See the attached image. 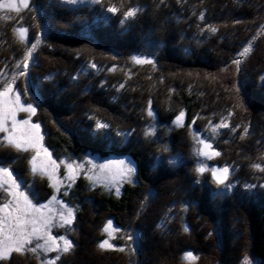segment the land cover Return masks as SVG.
Masks as SVG:
<instances>
[{
	"label": "trees",
	"instance_id": "trees-1",
	"mask_svg": "<svg viewBox=\"0 0 264 264\" xmlns=\"http://www.w3.org/2000/svg\"><path fill=\"white\" fill-rule=\"evenodd\" d=\"M30 1L19 13L0 11V69L13 73L40 40L16 85L21 93L26 85L37 101L45 142L57 154H126L135 167V181L124 182L118 194L75 179L65 195L75 205L74 247L61 262L238 264L246 257L264 264V187L244 185L217 198L208 174L195 171L188 132L189 125L203 129L225 117L216 161L236 167L230 176L238 182L262 175L251 163L264 165V0H99L92 8ZM113 6L115 14L105 12ZM131 8L137 14L121 24ZM19 25L28 29V41L14 31ZM135 51L153 62L133 63ZM88 62L115 69L79 73ZM111 74L109 85L96 81ZM148 107L158 124L153 128ZM179 109L184 125L167 129ZM151 144L165 145L167 153ZM5 149L0 158L17 169ZM176 200L186 205L178 213L167 209ZM167 210L171 226H154ZM107 216L119 227L117 247L101 250L96 243ZM184 249L196 260L184 261ZM2 263L31 261L13 253Z\"/></svg>",
	"mask_w": 264,
	"mask_h": 264
},
{
	"label": "rangeland",
	"instance_id": "rangeland-1",
	"mask_svg": "<svg viewBox=\"0 0 264 264\" xmlns=\"http://www.w3.org/2000/svg\"><path fill=\"white\" fill-rule=\"evenodd\" d=\"M57 1L60 4L65 5L66 7L77 6V7L92 8V7H96V4H98V3L91 2V0H78V2L75 4L68 3L67 0H57ZM29 3H31L30 0H29ZM17 4L19 6V0H17ZM22 9H26V8H21V10ZM0 11L2 12L7 11V9H0ZM105 12L108 13L109 12L108 9H106ZM19 28L27 29L24 25H19L15 29H19ZM16 34L20 37V35L17 32ZM20 39L24 40L21 37ZM28 40H29V33L27 29L26 41ZM39 43H40V40H39ZM26 56L23 59V61L19 64L20 66L19 67L16 66L15 71H13V73H8L7 70L3 68L0 69V91L4 90V87L7 82V84L10 85L13 90L12 92L8 93L3 99L5 101L14 102L16 99V96L19 95L21 103L25 105L31 104L32 107L35 108V113H36L38 103L31 96L28 89H26V85H25V90L22 93L18 89L19 87L18 84L16 85V82L19 79V76L25 74L26 67H24V65L25 64L28 65L31 62V56L27 59H26ZM133 57H137V58L151 61V62H153V59H154L153 56L147 53L135 51L130 55L131 61L135 64H140V63H136L133 60ZM92 65H95V64H92L89 62L86 64H82L80 67L79 73L84 74V75L91 74L94 76L95 75L100 76L102 72L107 73V72H110L112 69H115L111 65H104V66L100 65L99 67L96 65L95 67H93ZM100 68L103 71L98 72ZM109 77L113 78L112 74L103 76L99 78L100 80L98 79L96 81L99 82L98 83L99 85L106 86L110 84V81H108ZM261 80H263V83H264V73H261L259 81ZM121 85L118 84L116 90L121 89ZM108 88H111V87H108ZM150 111L152 113L151 115H149ZM181 112H183L184 114L183 119H182V125H184L185 113L183 109H179L169 120V125L166 124L167 126L165 127L167 129L182 126L176 123V118L177 116L180 115ZM147 115L150 116L152 120V125H153L152 128L157 126L158 124L155 121L154 112L150 107H148L147 109ZM29 117H30V120H29ZM15 119L17 121L29 120V126L33 124L39 125V134L40 136H42V140L39 141L40 155L37 156V160H36L37 171L34 174L32 172V165L29 163V161L32 156L37 155L36 150H33L30 148L29 151L27 152L17 151L15 148L8 146L7 142L3 140V137L6 135V133H0V148L1 147L6 148L4 151L8 152L9 154L8 156L12 157L10 159L14 160V163L15 164L17 163L18 167L17 169L12 170L9 166L10 164L6 160L4 161L5 158L3 159L0 158V166L7 167L12 172V177L9 180V184H11V180H15L17 185H19L18 188H16L15 186L11 187L10 190L14 193V195H9L5 191V189L9 188V185H4L3 187H0V205H3L4 203L11 201V207L15 208L18 202L20 208L27 211L28 213L27 218L34 219L36 221L35 226L40 229V232L38 233V235L41 236L42 239L36 240L34 238L33 245L31 246H34L37 243L44 245L45 240H48L49 244L51 245L52 240H49V237L55 240L56 244H59L62 246L63 242L59 238L64 237L70 240L69 232L72 229V224L61 226L63 224V221L61 219V213H63L64 216H67L66 210L71 209L73 213V217H72V222H73L74 217H75V205L69 202L68 200H66L65 195L68 194V189L74 184L75 179L77 177H83L86 181H88L92 185H100L102 189L106 191L110 190L111 192L118 194L124 182H134L135 181L134 180V175H135L134 162L126 154H108L105 156H98L96 154H91L87 152L78 153L74 155H65V154H60V153L57 154L45 142V139H44L45 136H44V130H43L42 123L40 119L36 117L35 114H31L25 111H16ZM222 123H226L228 125L225 117H220L217 120H211L206 125L202 124L203 129H195L193 126L189 125L188 132H189V135L191 134V138H192V143L190 145V152L195 159L194 165H195L196 173L201 176L202 174L197 172V168L202 165L206 167L207 170L204 173H207L208 176L213 181V183L217 186V190H216L217 198L220 197V195L230 194L232 190L233 192H236L238 191L237 189L239 187H242L244 185L250 187L251 189L253 187L262 189L264 187V172L259 171L258 169L255 168L257 172L262 174L260 177L257 176V174H255V176L259 178L258 180L250 179L249 182H243V183L238 182V176H236L234 180L230 176L232 171L235 172L236 167L234 166L232 167L229 163L217 162L216 161L217 155H212V153L214 152L219 153V149L215 143L216 139L218 138L219 133L220 132L223 133L225 130L228 129V127H217L221 125ZM11 124H12V120H11V117H9L8 126L11 127ZM98 124H103V123L97 122L96 127H98ZM24 127H28V126H24ZM214 127H216L217 129L215 132H213ZM147 130L153 133L152 129L148 128ZM31 131L33 134H35L36 130L32 129ZM121 135L124 136V138L127 136V134L123 132H121ZM200 140H204L205 143L211 144L212 147L210 149H204V146L200 144ZM155 145L156 144H151V147H154L157 152L161 150L162 151L161 153L163 152L167 153L164 151L168 149L165 145L163 146L164 150L161 147H158ZM44 149L47 150V153H45ZM201 149H203L204 151H207L209 155H212V158L209 159L205 156L198 155L197 154L198 150H201ZM170 158H171V160H169L170 162H177L174 156ZM121 160L125 162V165L132 167L134 169V172L131 174L130 178H125V176L120 175V166L109 163V162H115V161H121ZM251 164L254 165V163H251ZM69 165L71 167H69ZM101 165H104L105 167H101ZM259 165L261 167H264V165H261V164ZM224 167L229 168L230 175H229L228 180L226 181V185H229V187H226V185L217 184L211 174L212 169L214 168L220 169ZM22 175L25 177H22ZM117 189H119V191H117ZM24 197L28 198V201H30V204L25 202ZM53 197L56 198L55 201H53ZM185 206H186L185 203H182L181 201L176 200L175 205L172 208L168 207L167 209L168 210L175 209L177 211V210L183 209ZM168 210L166 211L165 219L160 224L154 225V226L162 227V229H167V226H171L172 219H170L171 214L167 213ZM7 211L9 210L6 209L4 214H6ZM13 215L15 216L16 213L14 212ZM45 220L48 221L47 225L44 224ZM109 221L112 222L115 228L119 229V227L113 222L112 218H110L109 216L104 218L102 229ZM179 225L182 226V224H179ZM31 227L32 226L29 225V231L31 230ZM112 235L114 238L110 240V243L114 247H117V245L115 244V237L118 235V231L114 232ZM108 238H109L108 234L103 233V236L96 243L97 246L102 240L108 239ZM132 247H133L132 250H134L133 244H132ZM189 252L192 253L194 257H196L195 256L196 254L191 249H184L181 253V257L184 261H189L185 259V255ZM15 254H18V253H15ZM26 254L28 255L29 260L31 261L30 264H52L53 261L55 262V264H63L61 260L63 259V256L66 253L58 252L56 250L44 251L43 249H37L35 253L28 252ZM26 254L25 255L18 254V255L25 258ZM57 256H59L60 259L57 260L56 259ZM245 258L246 257H243L238 264H243V261ZM2 261L4 260H0V264H3ZM192 261H189V262H192ZM249 261L251 262V264H254L251 260Z\"/></svg>",
	"mask_w": 264,
	"mask_h": 264
},
{
	"label": "snow or ice",
	"instance_id": "snow-or-ice-1",
	"mask_svg": "<svg viewBox=\"0 0 264 264\" xmlns=\"http://www.w3.org/2000/svg\"><path fill=\"white\" fill-rule=\"evenodd\" d=\"M68 3L75 4L78 2V0H67ZM93 3H98L99 0H91ZM29 7V0H19V6L17 4V0H0V9H7L9 11H15L19 13L21 11V8H27ZM109 12L116 13L118 9L116 7H109ZM138 9L131 8L127 12L124 13V19L121 20V24H123L126 20L129 18L134 17L137 14ZM203 18V16H201ZM211 31L215 32V28H211ZM15 32H17L20 37L24 40L27 39V29L19 28L14 29ZM39 43V40L35 44H32V48L28 51L26 59L31 56L32 51L35 50L37 44ZM251 51V45L249 47H245L243 51L240 53V55H245ZM133 60L136 63H151V61L143 60L137 57H133ZM235 63L239 65L240 61L236 60ZM20 65L18 64L17 67ZM95 67V65H92ZM24 67H27V64L24 65ZM123 87V85H121ZM12 87L7 84L4 87L3 91H0V133H6V135L3 137V140H5L8 144V146L15 148L17 151L21 152H27L29 149L36 150L37 155L32 156L29 163L32 165V172L35 174L37 171V165L36 160L37 156L40 155V145L39 141L42 140V136L39 134V125L33 124L29 126V120H22L17 121L15 119V113L16 111H25L29 112L31 114H35V108L32 107L31 104H23L21 103L20 96L17 95L15 101H5L3 98L10 92H12ZM151 111L149 112V115H151ZM183 112L180 113L179 116L176 118V123L182 125V119H183ZM11 117L12 124L11 127L8 126V119ZM28 126V127H24ZM103 124H98V127H104ZM217 127H228L226 123H222L221 125ZM32 129H35V134L32 133ZM217 129L216 127L213 128V132H215ZM247 131V129L245 130ZM150 135L151 133H146ZM200 144L204 146V149H210L212 147L211 144L205 143L204 140H200ZM45 153H47V150L44 149ZM198 155L205 156L209 159L212 158V155H219L218 152L212 153V155H209L207 151H204L203 149L198 150ZM54 163V162H53ZM110 164H116L120 166V175L125 176V178H130L131 174L134 172V169L132 167H129L125 165V162L123 160L121 161H115V162H109ZM69 167H71L69 165ZM101 167H105L104 165H101ZM254 168L258 169L259 171L264 172V167H261L259 164H254ZM205 166H200L197 168V172L200 174H203L206 171ZM212 177L216 181L217 184L220 185H226V181L229 178L230 172L228 167L220 168V169H212L211 170ZM12 177V172L7 168L0 166V187H3L4 185H9V188L5 189V191L9 195H14V193L10 190L12 186H15L16 188L19 187L17 185L15 180H11V184H9V180ZM226 187H229V185H226ZM119 191V189H117ZM22 195V194H21ZM55 197H53V201H55ZM24 200L26 203L30 204V201H28L27 197H24ZM51 203V202H50ZM47 207V206H45ZM8 209L6 214L5 210ZM67 216H64L63 213H61V219L63 221V225H71L72 224V217L73 213L71 209H67ZM16 213L14 216L13 213ZM0 260L9 259L12 255V253H18L21 255H25L28 252L35 253L37 249H43L44 251L48 250H56L58 252L62 253H69L72 251L74 244L71 240L66 239L64 237H60L59 239L63 242L62 246L59 244H56V241L53 240L51 237H49V240H52V244L50 245L48 240H45L44 245H41L39 243L33 245V239L36 240L42 239L41 236L38 235L40 232V229L36 227V221L34 219H28V213L26 210L21 209L19 206V203L17 202L16 207H11V201H8L7 203H4L3 205H0ZM48 221L45 220L44 224L47 225ZM29 225H31V230L29 231ZM187 230V229H185ZM119 231L118 228H115L111 221H109L104 228L102 229L103 233L108 234V239L102 240L98 244V248L101 250L105 249H111L114 246L110 243V240L113 239V233ZM54 246V248H53ZM120 251H124L123 248L119 249ZM56 259H60L59 256L56 257ZM185 259L192 261L196 259L192 255V253H187L185 255ZM52 264H55L53 261ZM243 264H251V262L245 258L243 261Z\"/></svg>",
	"mask_w": 264,
	"mask_h": 264
}]
</instances>
